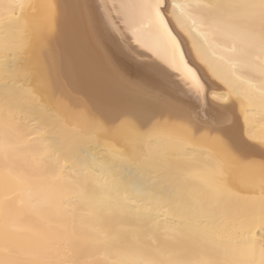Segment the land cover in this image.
<instances>
[{
  "label": "bare ground",
  "instance_id": "bare-ground-1",
  "mask_svg": "<svg viewBox=\"0 0 264 264\" xmlns=\"http://www.w3.org/2000/svg\"><path fill=\"white\" fill-rule=\"evenodd\" d=\"M161 11L0 0V264H264V0Z\"/></svg>",
  "mask_w": 264,
  "mask_h": 264
},
{
  "label": "snow or ice",
  "instance_id": "snow-or-ice-1",
  "mask_svg": "<svg viewBox=\"0 0 264 264\" xmlns=\"http://www.w3.org/2000/svg\"><path fill=\"white\" fill-rule=\"evenodd\" d=\"M162 3L163 0H120V9L126 12L138 11L141 14V21L139 24H129L133 36L136 37L133 41L135 44L141 43L139 37L145 27L153 28L157 32H161L163 36L171 42L170 51L174 56H178L181 62H184L183 53L179 49V42L172 36L170 30L167 28V22L161 11ZM185 67L191 74V77L199 82L195 70L188 67L186 64Z\"/></svg>",
  "mask_w": 264,
  "mask_h": 264
}]
</instances>
